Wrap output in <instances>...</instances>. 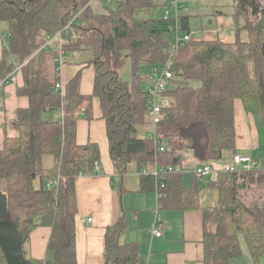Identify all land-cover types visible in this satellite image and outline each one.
Returning <instances> with one entry per match:
<instances>
[{"label":"trees","instance_id":"1","mask_svg":"<svg viewBox=\"0 0 264 264\" xmlns=\"http://www.w3.org/2000/svg\"><path fill=\"white\" fill-rule=\"evenodd\" d=\"M233 1L237 25L233 41H226L218 35L194 37L189 17L181 11L167 19L138 18L136 13L149 11L153 0H116V7L106 12L93 11L91 0H0V23L7 25L0 29L7 42L0 79L18 67L23 84L17 93L29 101L27 108L16 111L18 135L6 136L0 148V190L21 234L25 258L30 233L38 226L51 229L47 257L28 259L31 264H77L76 179L96 174L101 157L97 143H76V122L78 112L90 109L93 96L100 103L114 170L123 175L135 163L140 190L158 194L159 210L198 207L197 186L185 187L181 164L184 158L211 164L235 153L236 99L264 125V0ZM243 30L247 39L241 36ZM61 31L64 50L84 48L91 54V95L80 92L79 72L63 93L55 90L60 83L58 41L44 45ZM185 34L189 39H176ZM124 52L130 82L119 73ZM144 65H166L171 73L160 93L168 102L160 107L154 130L165 141L163 151L156 150L150 136L137 135L140 125L151 122V96L142 87L150 80L141 73ZM58 111L60 119L54 117ZM44 155L52 156L50 168L42 165ZM255 158L256 167L237 173L220 169L211 182L218 203L202 210L204 264H229L240 255V234L252 264L264 262V160ZM155 162L175 169L153 174ZM52 180L57 186L46 188ZM125 228L123 217L106 228L103 264H141L139 245L119 241ZM0 260L6 264L1 249Z\"/></svg>","mask_w":264,"mask_h":264},{"label":"crops","instance_id":"2","mask_svg":"<svg viewBox=\"0 0 264 264\" xmlns=\"http://www.w3.org/2000/svg\"><path fill=\"white\" fill-rule=\"evenodd\" d=\"M95 2L96 0H91V8ZM92 10L94 11L93 8ZM137 13H139L138 18H143V15H140L142 11ZM6 26L5 23V27H0V29H5ZM6 43V40L0 37V58ZM58 46L59 43H57V50ZM62 50V62L57 63L59 68H57V75L62 88L79 72L80 92L84 95H91L95 68L92 63H89L90 52L84 48L64 50L62 47ZM71 51H75L76 57L70 56L66 60L65 55ZM80 51L87 53L85 59L77 57ZM22 84L21 73L16 74L15 81H0V148L6 136L16 137L18 135L13 125L16 111L20 108H27L29 105L28 98L17 93V88ZM60 92L63 93V90L61 89ZM234 109L236 125L234 154H246L251 151L253 155L256 154L251 156L261 157V152L256 153L262 141L258 132L260 120L251 113H247L238 99L234 102ZM54 117L60 119V111L56 112ZM150 125L151 129L146 130L144 135L152 131L151 122ZM88 142H95L99 146L100 172L81 175L76 179L75 251L77 264L104 263V234L106 228L114 224L119 217H123L126 224V228L120 233L119 241L120 243L136 242L139 245V252L142 256L141 264H204L202 210L218 203L217 189L211 185L216 174L205 177L206 179L197 177L194 173V167L197 164L193 159L184 158L185 164H192L190 166L192 170L183 172V183L188 188L193 185L197 186L195 188L198 191V207L158 209L161 219L157 225L161 235L156 236L153 228L154 215L158 207L156 192L140 190V174L135 163H130L123 175L114 170L109 155L105 121L102 118L99 100L94 96L91 98L90 109L78 112L76 122V143L84 145ZM232 155L228 153L224 156L226 163L230 162ZM89 217L90 222L82 221ZM50 233L51 229L48 226H38L30 233L27 260H42L47 257V242ZM0 264H3L1 260Z\"/></svg>","mask_w":264,"mask_h":264},{"label":"rangeland","instance_id":"3","mask_svg":"<svg viewBox=\"0 0 264 264\" xmlns=\"http://www.w3.org/2000/svg\"><path fill=\"white\" fill-rule=\"evenodd\" d=\"M172 0H155L153 7L147 11L142 12L140 15L142 17L147 18H161L165 9L172 10ZM179 3H183L184 8L181 13L188 15L189 17V26L191 33L194 37H214L218 35L221 39L226 41H233L234 32L236 29V23L234 21V12H235V4L233 0H178ZM166 3V4H165ZM117 5L116 0H96L93 5V9L96 12H106V10L114 9ZM137 15L139 13H136ZM136 15V16H137ZM242 25V22H239ZM2 28L5 27V23H0ZM1 28V29H2ZM241 36L244 39H247L246 31L241 32ZM75 51L68 52L65 55V59L68 60L70 56H75ZM78 58L85 59L87 57V53L84 51H80L77 53ZM124 63L120 69V77L130 82L131 74H130V63L128 59L127 52L123 54ZM151 68L149 66H142L141 73L146 74L147 76H151ZM152 84V80L146 79L142 87L144 89H148ZM139 130L137 132L138 136H143L146 130L151 129V125L149 120L143 125H140ZM258 132L261 136L262 141H260L259 148L256 153L261 152V159L264 160V125L259 123ZM249 155H253L251 151H248ZM256 155V154H254ZM253 155V156H254ZM259 157V155H258ZM226 159L223 157L219 161H215L211 163L213 170L210 171V175L206 178L213 176L216 174V171L223 168L226 164ZM43 167H50L52 165V156L44 155L42 159ZM192 164H185L182 162L181 168L183 171H191L190 167ZM203 178V179H206ZM253 190L255 188H252ZM253 190H250L249 193L252 194ZM239 241L241 245V253L240 255L233 257L230 259L229 264H252L251 255L248 251L247 245L243 236L239 235ZM261 264H264L262 261Z\"/></svg>","mask_w":264,"mask_h":264},{"label":"built area","instance_id":"4","mask_svg":"<svg viewBox=\"0 0 264 264\" xmlns=\"http://www.w3.org/2000/svg\"><path fill=\"white\" fill-rule=\"evenodd\" d=\"M172 4V10H167L168 8L165 9V12L163 14V17L165 19L173 16L176 17L178 15V13L181 11V9L184 8L183 3H179L178 0H172L171 1ZM70 23H68L63 31L64 33H67V28L68 25ZM61 38H62V31L59 32L56 36L54 37H48V42L47 44H45L44 46H48V44L52 43L53 41L57 40L59 43L58 46V50H59V57L57 58V63L59 62V64L62 62V58H61V54L63 53L62 47H61ZM176 39L179 40H187L189 39V35L185 34L183 36H177ZM59 69V68H58ZM17 70L18 67H15V69L7 74L3 79H0V81H15V76L17 74ZM151 76L150 79L152 80V84L151 86L148 88L149 94L151 96L150 100H149V117H150V121L152 124V131L147 134L148 136H150L151 138H153L154 143H155V148L157 151H163L164 150V146H165V141L158 138L155 134V125L157 123V121L159 120V113H160V107L164 104H167L168 99L166 97H161L160 93L163 92L166 89V85H167V80L168 78L171 77V73L169 72V70L167 69L166 65L165 66H153L151 67ZM62 89V85L61 83H58L55 85V90L56 91H60ZM258 165V160L248 154H233L230 158V162L226 163L224 165L223 170L226 171H231V172H240V171H244V170H249L252 169L254 167H256ZM95 171L97 173L100 172V166L96 165L95 167ZM175 168L172 165L169 164H160L155 162L152 166V168L150 169V171L153 174H158V173H163L166 171H173ZM213 170L212 165L210 164H198L197 166L194 167V173L200 177V178H205L208 175H210V171ZM220 170V169H219ZM218 171V170H217ZM216 171V172H217ZM143 172H149V170L144 169ZM58 182L57 180H52L47 182L46 184V188H52L57 186ZM157 197L158 194L156 193ZM158 206V205H157ZM160 216L158 213V207L155 211V215H154V221H153V228L155 231V235L156 236H160L161 235V231L159 226L157 225L160 221ZM85 222H90L91 218H86L85 220H82Z\"/></svg>","mask_w":264,"mask_h":264},{"label":"water","instance_id":"5","mask_svg":"<svg viewBox=\"0 0 264 264\" xmlns=\"http://www.w3.org/2000/svg\"><path fill=\"white\" fill-rule=\"evenodd\" d=\"M0 249L6 264H31L22 251V238L16 225L10 219L7 197L0 190Z\"/></svg>","mask_w":264,"mask_h":264}]
</instances>
